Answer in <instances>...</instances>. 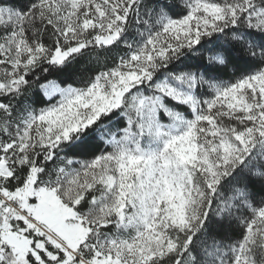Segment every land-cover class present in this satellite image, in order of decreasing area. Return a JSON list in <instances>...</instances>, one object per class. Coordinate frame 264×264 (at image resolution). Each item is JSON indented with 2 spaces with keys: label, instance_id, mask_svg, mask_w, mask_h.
I'll list each match as a JSON object with an SVG mask.
<instances>
[{
  "label": "snow or ice",
  "instance_id": "snow-or-ice-1",
  "mask_svg": "<svg viewBox=\"0 0 264 264\" xmlns=\"http://www.w3.org/2000/svg\"><path fill=\"white\" fill-rule=\"evenodd\" d=\"M0 264H264V0H0Z\"/></svg>",
  "mask_w": 264,
  "mask_h": 264
}]
</instances>
